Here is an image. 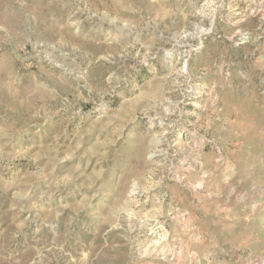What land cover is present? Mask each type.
I'll return each mask as SVG.
<instances>
[{
    "label": "rangeland",
    "instance_id": "1",
    "mask_svg": "<svg viewBox=\"0 0 264 264\" xmlns=\"http://www.w3.org/2000/svg\"><path fill=\"white\" fill-rule=\"evenodd\" d=\"M0 264H264V0H0Z\"/></svg>",
    "mask_w": 264,
    "mask_h": 264
}]
</instances>
